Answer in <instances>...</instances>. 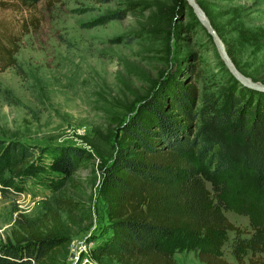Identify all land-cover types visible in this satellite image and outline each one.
Segmentation results:
<instances>
[{
	"label": "rangeland",
	"instance_id": "374dc122",
	"mask_svg": "<svg viewBox=\"0 0 264 264\" xmlns=\"http://www.w3.org/2000/svg\"><path fill=\"white\" fill-rule=\"evenodd\" d=\"M196 1L237 68L264 83V0ZM11 40H17L21 73L0 71V141L34 156L20 177L10 169L0 176L5 187L12 180L15 191L0 197V244L13 241L22 219L68 238L57 264H118L93 253L108 234L99 168L121 145L119 129L143 105L165 99L169 81L198 88L193 133L224 142L232 159L230 173L203 177L214 203L241 230H250V215H264V197L241 161L245 140L216 124L231 108L233 82L188 6L178 8L175 0H0V43ZM66 147L90 155L84 168L62 171L59 149ZM57 200L76 203V210L57 209ZM218 237L219 247L184 234L162 246L177 264H201L199 251L234 262V233Z\"/></svg>",
	"mask_w": 264,
	"mask_h": 264
},
{
	"label": "trees",
	"instance_id": "16d2710c",
	"mask_svg": "<svg viewBox=\"0 0 264 264\" xmlns=\"http://www.w3.org/2000/svg\"><path fill=\"white\" fill-rule=\"evenodd\" d=\"M175 2L178 8L187 7L185 0ZM31 27L37 30L38 20L31 21ZM23 29L29 33L28 26ZM16 41L0 43L1 72L12 68L21 73L15 58ZM231 81V108L217 118L216 124L245 140L241 161L254 177V189L264 197V94ZM164 90L165 99L159 97L143 105L119 129L121 145L99 168L98 192L106 207L108 234L93 253L118 264H177L163 248V240L184 234L202 237L219 247L218 234L233 232L230 254L234 262L206 251L196 254L198 262L264 264V215H250V230H241L226 218L205 186L206 172L228 174L232 159L224 142L202 132L193 133L198 88L169 81ZM59 151L63 172L74 173L90 159L79 148ZM33 156L28 148L0 141V176L10 169L12 176L20 177L21 166ZM6 181L11 187L12 180ZM56 207L74 211L76 203L57 200ZM51 216L56 220L55 214ZM16 227L13 241L0 244V264H57L68 238L44 234L34 223L22 219L17 220Z\"/></svg>",
	"mask_w": 264,
	"mask_h": 264
},
{
	"label": "water",
	"instance_id": "95a60500",
	"mask_svg": "<svg viewBox=\"0 0 264 264\" xmlns=\"http://www.w3.org/2000/svg\"><path fill=\"white\" fill-rule=\"evenodd\" d=\"M186 5L191 9L195 19L199 23L202 30L206 33L208 39L213 44L216 52L227 69L230 77L241 87L246 88L248 90L263 93L264 94V83L259 81H254L251 78L244 75L236 66L233 59L231 58L228 50L220 38L219 34L212 26L210 20L207 15L197 3L196 0H185Z\"/></svg>",
	"mask_w": 264,
	"mask_h": 264
},
{
	"label": "built area",
	"instance_id": "2783aa9c",
	"mask_svg": "<svg viewBox=\"0 0 264 264\" xmlns=\"http://www.w3.org/2000/svg\"><path fill=\"white\" fill-rule=\"evenodd\" d=\"M15 191L12 190L9 186L5 187L4 185H2L0 183V197L4 195V193H9V194H12L14 193ZM19 196L23 197L22 193H19ZM87 262V261H86Z\"/></svg>",
	"mask_w": 264,
	"mask_h": 264
}]
</instances>
